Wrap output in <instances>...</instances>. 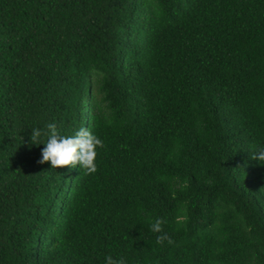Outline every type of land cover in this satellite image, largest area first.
<instances>
[{"label":"trees","instance_id":"16d2710c","mask_svg":"<svg viewBox=\"0 0 264 264\" xmlns=\"http://www.w3.org/2000/svg\"><path fill=\"white\" fill-rule=\"evenodd\" d=\"M261 146L264 0H0V264H264Z\"/></svg>","mask_w":264,"mask_h":264},{"label":"clouds","instance_id":"9594fccd","mask_svg":"<svg viewBox=\"0 0 264 264\" xmlns=\"http://www.w3.org/2000/svg\"><path fill=\"white\" fill-rule=\"evenodd\" d=\"M47 137L44 143H38L39 138ZM31 143L37 146L44 145L42 149V159L40 163L50 162L53 169L71 165L79 166L88 174L97 171V149L104 146L103 140L94 134L88 127L79 128L74 135H61L57 131L55 123H48L45 128H34L31 130ZM252 158L259 162L264 161V146L258 147L252 154ZM162 221L157 219L151 230L161 232ZM158 240L167 239V236H158ZM106 264H127L124 258H114L109 255Z\"/></svg>","mask_w":264,"mask_h":264}]
</instances>
